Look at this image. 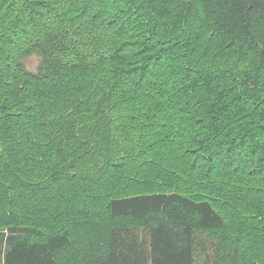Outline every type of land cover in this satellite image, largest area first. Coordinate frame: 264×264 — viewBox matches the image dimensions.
I'll use <instances>...</instances> for the list:
<instances>
[{"label": "trees", "instance_id": "obj_1", "mask_svg": "<svg viewBox=\"0 0 264 264\" xmlns=\"http://www.w3.org/2000/svg\"><path fill=\"white\" fill-rule=\"evenodd\" d=\"M0 246L264 264V0H0Z\"/></svg>", "mask_w": 264, "mask_h": 264}, {"label": "rangeland", "instance_id": "obj_2", "mask_svg": "<svg viewBox=\"0 0 264 264\" xmlns=\"http://www.w3.org/2000/svg\"><path fill=\"white\" fill-rule=\"evenodd\" d=\"M40 61V58L38 56H32L31 58H28L26 59V65H27V68L31 69V70H34L36 69L37 65H38V62ZM0 250H1V253H0V264H2V259H1V254H2V251H3V247L0 246Z\"/></svg>", "mask_w": 264, "mask_h": 264}, {"label": "bare ground", "instance_id": "obj_3", "mask_svg": "<svg viewBox=\"0 0 264 264\" xmlns=\"http://www.w3.org/2000/svg\"><path fill=\"white\" fill-rule=\"evenodd\" d=\"M197 3H198V1H197ZM202 3V2H201ZM86 4V3H85ZM156 13V12H155ZM182 41V40H181ZM172 63V62H171ZM86 215V214H85ZM89 220V219H88ZM103 252V251H102ZM100 260V259H99Z\"/></svg>", "mask_w": 264, "mask_h": 264}]
</instances>
